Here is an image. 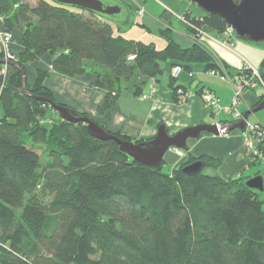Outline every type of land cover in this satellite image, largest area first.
<instances>
[{
  "label": "trees",
  "instance_id": "16d2710c",
  "mask_svg": "<svg viewBox=\"0 0 264 264\" xmlns=\"http://www.w3.org/2000/svg\"><path fill=\"white\" fill-rule=\"evenodd\" d=\"M0 15L14 32L17 56L0 84V264H264V199L246 185L249 178L206 174L217 167L209 157H190L171 173L140 164L116 141L64 121L49 103L55 99L44 85L47 71L37 70L33 85L27 79L30 66L49 56L64 76L94 75L106 93L100 114L115 106L121 81L135 72L167 75L180 103L178 91L189 89L177 85L174 67L188 74L196 64L208 73L230 69L203 40L211 31L227 34L221 16L186 12L192 46L182 47L166 28L159 49L116 34L107 17L52 0H0ZM197 161L201 172L184 171Z\"/></svg>",
  "mask_w": 264,
  "mask_h": 264
},
{
  "label": "crops",
  "instance_id": "0c3cea01",
  "mask_svg": "<svg viewBox=\"0 0 264 264\" xmlns=\"http://www.w3.org/2000/svg\"><path fill=\"white\" fill-rule=\"evenodd\" d=\"M167 29L175 32L172 26ZM186 29L187 32L183 33L187 34L186 37L190 40L189 46H192V37L188 28ZM210 34V38L203 39L206 47L220 63L225 62L230 67L229 71L232 72L230 74L229 71H221L223 75L233 79L243 69L245 63H249L253 68L264 72V46H251L242 40H235V34L232 36L218 33V36L213 33ZM230 45L238 48L241 55L234 52L236 56H233ZM239 60H241L240 68L237 67ZM169 65V63L166 64V71ZM30 68L27 77L30 85H33L37 80V70L47 71L48 76L44 81V85L53 92L55 102L72 107L78 112L86 113L106 132L110 134L119 133L126 138H132L133 141L131 142H135V139H142L144 142L153 140L158 135L159 128L162 125L165 126L170 136H174L187 128L201 124L212 125L217 122L212 112L205 105L202 108L197 100L189 99L183 104L176 103L167 75L153 79L135 72L134 75H137L136 80H133L132 76L121 81L122 93L115 106L100 114L99 108L104 102L106 93L96 87V79L93 74L87 72L76 77L64 76L52 69L49 56L42 58L31 65ZM190 72L193 77L181 74L177 85H184L195 92L203 88L210 89L218 97L220 105L225 107L230 104L233 98V87L229 83L224 82L226 83L224 85L222 84L223 81L213 80L217 79L216 77L209 78L210 75L205 66L201 64L191 66ZM138 87L142 88L139 94L136 93ZM152 87L157 89L154 98H137L149 94ZM259 87L262 88L261 92L257 91ZM263 97V86L247 89L243 93L240 106L245 108L244 112L246 113L258 106L264 100ZM219 121L234 123L233 119ZM250 122H259L264 126V121L261 120ZM179 151L182 152V155L176 150H170L164 156L163 166L171 167L169 173L180 168L190 157L194 159L209 157L214 159L217 167H207L205 173L208 175H217L226 180L239 176L249 179L255 177L245 176V173L249 172L258 163H251V157L240 134V129L232 131L229 137L203 133L198 139L188 140L187 150Z\"/></svg>",
  "mask_w": 264,
  "mask_h": 264
},
{
  "label": "water",
  "instance_id": "95a60500",
  "mask_svg": "<svg viewBox=\"0 0 264 264\" xmlns=\"http://www.w3.org/2000/svg\"><path fill=\"white\" fill-rule=\"evenodd\" d=\"M55 3L73 7L109 19H120L128 12L124 5L115 0H52ZM197 5L206 14L221 16L228 27L236 36L244 41L252 43H264V0H186ZM126 19V18H125ZM0 63H3L0 60ZM50 105L59 113L60 117L71 123H83L87 125L89 134L101 141L114 140L120 146V150L129 155L135 161L145 166L161 170L164 156L170 150H187V142L190 139H198L203 133L220 136L234 130L245 128V121L249 116L264 110V100L253 109L247 111L243 118L218 130L211 124H201L187 128L174 136H170L164 125L160 126L158 135L151 141L144 143L128 142L120 139L114 134L106 132L101 126L89 117H78L73 115L68 107L58 105L50 100ZM202 161L194 162L184 168L188 174L199 173L203 170ZM246 185L259 192H264V178L260 175L246 181Z\"/></svg>",
  "mask_w": 264,
  "mask_h": 264
},
{
  "label": "rangeland",
  "instance_id": "374dc122",
  "mask_svg": "<svg viewBox=\"0 0 264 264\" xmlns=\"http://www.w3.org/2000/svg\"><path fill=\"white\" fill-rule=\"evenodd\" d=\"M38 1L39 0H25V2L31 6H35ZM115 1H118L122 5H124V7L126 8L128 12V14L125 17H120V19H110L116 31V34H121L128 39L142 40L147 43L152 41L156 43L159 49H162L166 44L164 38L161 37L160 32L170 26H172L175 29V32H173L174 39L182 47H190L189 46L190 40L186 37L187 34L183 33V32H187L186 28H188V26L180 18L187 11L191 12L195 16H200L203 14V11L197 5H195L192 2L186 1V0H137V2L141 4L146 10L143 16H138L136 13L138 6L135 1L133 0H115ZM210 33H213L214 35L218 36V34L214 31H211ZM210 33L209 35H211ZM237 38L238 37L235 34V40H239V41L241 40ZM242 41L251 46H264V43H252V42H248L244 40ZM191 42L193 44L192 39H191ZM14 44L15 42L13 41L12 46H14ZM230 48L232 50L231 53H233V56L235 55V53H237L238 55H241V52L235 46L230 45ZM0 51H1V47H0ZM237 67L239 68L241 67V60H239ZM244 68L245 66L243 67V69ZM183 74L188 76V73L186 72H184ZM136 76L137 75H133V80H136L137 78ZM261 77L262 79H264L262 74H261ZM209 78H215V77L209 76ZM213 80H218L219 82H222L218 78L213 79ZM222 84L226 85V83L224 82H222ZM146 89L148 90L147 87ZM257 91L261 92L262 88L259 87ZM142 97L143 96H138L137 98L142 99ZM148 99H152V97ZM190 99L197 100L201 104L202 108L205 105L203 98L197 94H193ZM180 103L183 104L185 102H180ZM244 110L245 108H243L242 106L238 108V111L241 113L244 112ZM244 114L245 112L242 113V118ZM231 119H232V116H229L223 112L215 120L225 121V120H231ZM249 120L250 121H254V120L264 121V110L257 112L255 115L251 116L250 118L248 117L247 121ZM212 121H209V122H212ZM251 123H256V122H251ZM222 135H225V134H222ZM250 157H251V163L253 164L254 163L253 158L251 155ZM162 169L164 173H169L171 170V167L166 165V166H163ZM257 175L264 177V164L258 163L257 165H254L249 172L245 173V176L253 177ZM262 197L264 199V192H262ZM263 208H264V205H263Z\"/></svg>",
  "mask_w": 264,
  "mask_h": 264
},
{
  "label": "built area",
  "instance_id": "2783aa9c",
  "mask_svg": "<svg viewBox=\"0 0 264 264\" xmlns=\"http://www.w3.org/2000/svg\"><path fill=\"white\" fill-rule=\"evenodd\" d=\"M138 8L137 15L143 16L146 12L145 8L135 0ZM18 7V5H16ZM182 21H185L184 17L180 18ZM5 17L0 15V60L3 63H0V84L3 85L6 83L9 76V65L11 63L17 62V56L12 51V44L14 41V32L8 29L4 25ZM187 24V23H186ZM235 33L231 28L227 34ZM203 37L208 35L206 33H202ZM210 38V36H209ZM130 59L134 60L135 57H131ZM244 71L249 72V77L245 75H236L233 79L228 78V76L223 75L219 71H211L208 74L212 77L219 78L223 82L229 83L233 87V98L228 106L220 105L219 99L216 94L207 88H203L201 91V97L204 100L206 107L212 112L214 118L219 117L223 112L229 116H232L233 122L238 121L242 118V113L238 111L240 107L241 100L243 98V93L245 90L254 88L256 86L264 87V80L261 77V73L259 70L253 68L249 63H245ZM184 73V70L181 66H176L172 69V75L175 78H179L181 74ZM189 77H193V74H188ZM157 89L155 87L151 88V91L147 95H143L144 99H148L150 97H154L156 95ZM193 94H197L192 90H179L178 96L180 102L188 101ZM1 120V117H0ZM231 124V122H221L217 121L214 123V126L218 130H221L224 126ZM240 134L244 140L245 146L249 151V154L252 156L253 161L264 164V152L260 149V145L264 142V126L259 123H251L249 121H245V128L240 130ZM226 137L230 136V133L225 134ZM178 152L182 155V152L178 150Z\"/></svg>",
  "mask_w": 264,
  "mask_h": 264
},
{
  "label": "bare ground",
  "instance_id": "6f19581e",
  "mask_svg": "<svg viewBox=\"0 0 264 264\" xmlns=\"http://www.w3.org/2000/svg\"><path fill=\"white\" fill-rule=\"evenodd\" d=\"M2 64V63H1Z\"/></svg>",
  "mask_w": 264,
  "mask_h": 264
}]
</instances>
